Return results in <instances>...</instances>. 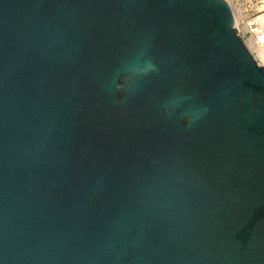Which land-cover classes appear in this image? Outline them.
Segmentation results:
<instances>
[{
    "label": "water",
    "instance_id": "95a60500",
    "mask_svg": "<svg viewBox=\"0 0 264 264\" xmlns=\"http://www.w3.org/2000/svg\"><path fill=\"white\" fill-rule=\"evenodd\" d=\"M0 264H264V65L227 0H0Z\"/></svg>",
    "mask_w": 264,
    "mask_h": 264
},
{
    "label": "rangeland",
    "instance_id": "374dc122",
    "mask_svg": "<svg viewBox=\"0 0 264 264\" xmlns=\"http://www.w3.org/2000/svg\"><path fill=\"white\" fill-rule=\"evenodd\" d=\"M227 1L230 4L233 11L234 9L235 11L237 9L238 16H239V18L237 19L238 20L237 28H238L239 34L244 39L246 45L248 46L249 44L250 47L254 49L253 42L250 39V37L253 35L249 30H246V29L247 28L249 29L250 24H254L258 26L256 21L254 20L264 15V0H227ZM250 51L255 55V52H254L255 50L253 51L250 49ZM261 62L264 64L262 59H261Z\"/></svg>",
    "mask_w": 264,
    "mask_h": 264
},
{
    "label": "bare ground",
    "instance_id": "6f19581e",
    "mask_svg": "<svg viewBox=\"0 0 264 264\" xmlns=\"http://www.w3.org/2000/svg\"><path fill=\"white\" fill-rule=\"evenodd\" d=\"M234 11H235V9H234ZM234 11H233V13H234ZM234 16H235V20H236V24H237V21H238L237 19L239 18V16H238V12H237V9H236V11H235V13H234ZM254 21H256V23H257V25L259 26V28H261V27L264 28V15H262L261 17L255 19ZM246 30H248V28H247ZM250 39H251L252 42H253V47H254V49H252V48L250 47L249 44H248V47H249L251 50H253V51L255 50L254 52L257 53V55L259 56V57H258V56L255 54V57L258 58L260 61H261V59H262L263 62H264V55H263V53L261 52V50H260V48H259V44H258V42L256 41V38H255L254 36H251ZM260 58H261V59H260ZM261 64L264 65L262 62H261Z\"/></svg>",
    "mask_w": 264,
    "mask_h": 264
},
{
    "label": "built area",
    "instance_id": "2783aa9c",
    "mask_svg": "<svg viewBox=\"0 0 264 264\" xmlns=\"http://www.w3.org/2000/svg\"><path fill=\"white\" fill-rule=\"evenodd\" d=\"M248 30L256 38V41L259 44V48L264 55V28H262V27L259 28V26H256L254 24H250ZM256 59L259 61V63H261V61L258 58H256Z\"/></svg>",
    "mask_w": 264,
    "mask_h": 264
}]
</instances>
